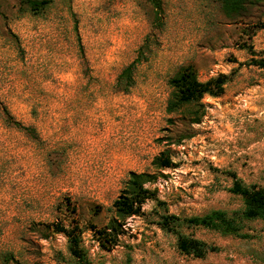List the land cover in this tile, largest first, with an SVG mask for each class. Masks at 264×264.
<instances>
[{
    "label": "rangeland",
    "instance_id": "obj_1",
    "mask_svg": "<svg viewBox=\"0 0 264 264\" xmlns=\"http://www.w3.org/2000/svg\"><path fill=\"white\" fill-rule=\"evenodd\" d=\"M162 7L157 43L122 92L115 79L149 30L147 0H53L40 14L0 0V105L38 135L7 124L0 107V263L10 252V264H75L62 233L37 230L74 215L92 264H264L260 220L245 223L248 238L182 226L219 246L203 258L178 251L176 236L155 222L153 200L143 214L126 217L110 249L87 226L106 224L128 171L151 170L164 149L178 165L150 186L169 213L240 209L223 170L264 185V68L244 64L251 54L240 47L251 44L264 58V28L253 26L264 20V1L242 15L225 14L216 0H162ZM188 64L201 81L232 73L223 94L202 97L199 122L165 108L169 78Z\"/></svg>",
    "mask_w": 264,
    "mask_h": 264
},
{
    "label": "trees",
    "instance_id": "obj_2",
    "mask_svg": "<svg viewBox=\"0 0 264 264\" xmlns=\"http://www.w3.org/2000/svg\"><path fill=\"white\" fill-rule=\"evenodd\" d=\"M19 12H29L40 14L48 8L53 0H17ZM150 11L149 30L145 34L141 44L138 46L135 57L126 63L116 76L114 87L118 91L127 92L135 82V71L138 65L148 58L152 50V45L157 43V35L162 30L163 7L162 0H147ZM227 15H242L250 5L257 4L264 0H216ZM255 28H264V20H258L253 24ZM80 50L82 45L77 33L76 24L74 25ZM241 48H246L251 57L244 61V64H253L264 68V58L255 57L256 54L251 44L242 43ZM234 60V59H232ZM232 73H218L214 77L206 80H199L194 67L190 64L181 66L169 78L168 82L171 91L166 102L167 113H182L190 122H199L204 114V104L201 102L205 94L219 96L224 92V84L230 79ZM3 118L9 125H13L24 131L30 137L37 139L36 130L31 125H26L14 118L4 104L0 105ZM187 134L185 136H189ZM178 163L172 160L168 149H164L156 154L151 161V170L128 171L127 177L123 182L117 196L112 200L108 209L111 211L106 224L98 227L95 223L87 221V226L92 229L93 235L99 245L105 249H110L118 244L119 235L123 232V224L126 217L131 215L143 214V204L147 200L155 201L160 211H156V224L163 231L172 233L176 236V248L180 253L191 255L198 258L205 257L209 252H216L220 248L215 244L208 243L193 235L182 232V226H202L215 230L222 235H234L242 238L250 237V233L244 230L245 223L250 220H260L264 229V185L245 183L237 176L235 171L223 170L230 176L231 185L229 191L239 195L243 200L240 209L230 213L222 209H212L204 214L181 217L167 211L166 202L158 197L156 187L150 185L159 176H164L162 169L175 167ZM218 170V169H215ZM67 208V206H66ZM99 206L94 205L90 208L92 214L99 212ZM69 210L75 212L74 206ZM37 230L43 234L62 233L66 237L67 250L75 261V264H92L87 250L82 244L83 227L80 225L78 217L69 215L68 223L61 220L47 223H37ZM15 262L13 254L6 252L2 255V263L10 264Z\"/></svg>",
    "mask_w": 264,
    "mask_h": 264
}]
</instances>
